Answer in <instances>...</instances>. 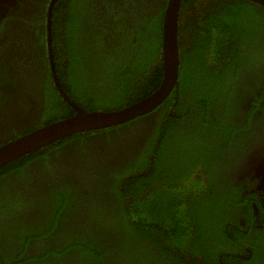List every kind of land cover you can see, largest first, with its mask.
<instances>
[{
    "label": "trees",
    "instance_id": "obj_1",
    "mask_svg": "<svg viewBox=\"0 0 264 264\" xmlns=\"http://www.w3.org/2000/svg\"><path fill=\"white\" fill-rule=\"evenodd\" d=\"M62 2L55 8V67L72 99L88 109L110 110L160 86L165 9L143 18L132 32L119 23L120 15L116 31L107 28L100 34L90 0L68 1L65 9ZM179 43L178 83L147 112L160 108L138 159L123 167L126 173L115 172L116 182L102 177L91 181L89 188L94 186L96 194H88L92 202L83 204V236H72L64 247H55L83 259L82 264H185L192 254L197 255L191 258L194 264H220V255L226 256L222 247L226 238L237 247L247 242L222 227L230 219L228 201L235 192L211 176L224 165L228 143L250 125L259 107L250 109L246 125L232 119L239 109L243 76L260 66L264 69V5L253 0H182ZM46 62L50 101L40 125L75 113L58 89L48 56ZM262 97L257 95V103ZM79 134L1 165L0 175L18 169L21 159L47 155L53 144ZM62 202L56 198V204ZM60 208L47 207L45 224L34 225L35 231L28 224L21 227L20 255L31 239L47 244L44 253L55 250L43 237L62 221ZM247 264L260 263L250 259Z\"/></svg>",
    "mask_w": 264,
    "mask_h": 264
},
{
    "label": "flooded vegetation",
    "instance_id": "obj_2",
    "mask_svg": "<svg viewBox=\"0 0 264 264\" xmlns=\"http://www.w3.org/2000/svg\"><path fill=\"white\" fill-rule=\"evenodd\" d=\"M68 1L70 4L71 0L60 3L63 9L69 6ZM58 2L55 0L51 12L54 60L53 29ZM96 2L95 5L90 0V12L97 19L100 34H104L107 28L116 31L114 25L120 15L119 23L134 31L143 18L165 9L168 0ZM51 3L52 0H0V144L36 128L47 111ZM81 33L83 38V28ZM246 74L249 77L242 78L245 84L236 102L239 109L232 119L246 125L250 109L258 104L259 107L250 125L242 127L240 135L228 143V153L222 156L224 165L216 168L211 177L235 192L228 201L232 218L227 221V232L242 235L247 242L237 247L226 238L222 246L226 256L220 255V264H247L250 259L264 264V69L260 66ZM60 82L63 86L61 79ZM257 95H263L259 103ZM159 109L137 116L130 123L121 122L117 128L78 131L79 135L53 144L47 155L27 156L21 159L18 169L0 175V264H82L83 259L55 247H64L65 240L72 236H83V204L92 202L88 194H96L94 186L89 188L91 181L102 177L116 182L115 172H127L123 167L138 159ZM25 198L32 202L21 200ZM56 198L63 202L56 204ZM55 206L61 207L62 221L43 237L55 250L44 253L47 244L31 239L20 255L24 245V237L19 234L21 230L23 235L21 227L28 224L29 230L35 231L34 225L38 227L42 221L45 224L47 207ZM192 257L197 255L187 257L190 264H194Z\"/></svg>",
    "mask_w": 264,
    "mask_h": 264
},
{
    "label": "water",
    "instance_id": "obj_3",
    "mask_svg": "<svg viewBox=\"0 0 264 264\" xmlns=\"http://www.w3.org/2000/svg\"><path fill=\"white\" fill-rule=\"evenodd\" d=\"M181 1L182 0H168L165 8L162 33L164 72L160 86L143 98L126 106L102 110L88 109L76 102L65 91L60 82L52 51L51 12L53 3L55 2V0H52L48 23V45L51 68L58 88L64 98L74 107L75 113L64 118L50 121L0 144V166L71 133L115 125L157 108L178 83L181 53L179 43ZM253 1L264 5V0Z\"/></svg>",
    "mask_w": 264,
    "mask_h": 264
},
{
    "label": "rangeland",
    "instance_id": "obj_4",
    "mask_svg": "<svg viewBox=\"0 0 264 264\" xmlns=\"http://www.w3.org/2000/svg\"><path fill=\"white\" fill-rule=\"evenodd\" d=\"M193 183H196L197 184V182H195V181H192ZM197 186H198V184H197ZM229 217H230V219L232 218L231 217V215L229 214ZM229 220V219H228ZM227 220V221H228ZM220 221V220H219ZM226 224H227V222H226ZM222 227L223 228H225V230H229L230 228H228L229 226L227 225V227L225 226V224L222 222ZM230 231V230H229ZM228 234H231L230 232H228ZM179 253H180V251H179ZM181 254V253H180Z\"/></svg>",
    "mask_w": 264,
    "mask_h": 264
}]
</instances>
